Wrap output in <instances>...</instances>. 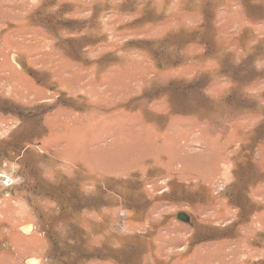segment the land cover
I'll return each mask as SVG.
<instances>
[{"label": "rangeland", "instance_id": "1", "mask_svg": "<svg viewBox=\"0 0 264 264\" xmlns=\"http://www.w3.org/2000/svg\"><path fill=\"white\" fill-rule=\"evenodd\" d=\"M262 111L264 0H0V264H264Z\"/></svg>", "mask_w": 264, "mask_h": 264}, {"label": "trees", "instance_id": "2", "mask_svg": "<svg viewBox=\"0 0 264 264\" xmlns=\"http://www.w3.org/2000/svg\"><path fill=\"white\" fill-rule=\"evenodd\" d=\"M199 85H198V87H197V91H199L198 89H199ZM32 110H34V108L32 109ZM32 110H29L30 111V113H34V112H31ZM35 111V114H36V110H34ZM29 113V114H30ZM261 114V117L263 118L262 119V122L261 121H259V123L257 124V126L253 129V131H252V135H251V139L250 140H248V142H247V146L249 145V144H251L252 143V141H253V139H252V137H254V138H256L257 136H263L264 135V111H262V112H260ZM34 114V116H31V117H35L36 115ZM38 119V118H37ZM243 147V146H242ZM245 148H246V146H244ZM241 162H239V163H237V162H235V164H236V166L238 165V164H240ZM237 168H239L238 166H237ZM243 170H244V168H243ZM243 170L241 171V172H239V174L240 173H242L243 172ZM248 169H247V167H246V169H245V172H244V175L242 176V178L244 179V181L246 182V180L247 179H250L251 180V176H249L250 174H249V172H246ZM259 169H257V168H254L253 170H252V172H253V174L254 175H257V179L256 180H254L253 182H248L247 183V185H249V187L248 188H252L253 186H255V184H257V183H259L260 181H261V179L263 178V176L260 174V171H258ZM20 173H21V175H23V179L25 178V183L27 184V186H28V192H30V194L28 195V200L29 201H32L33 200V194H31L32 192H34L35 194H36V190L34 189V191H33V188H31L32 187V185H34L33 184V178H34V175H35V173L34 172H32V171H30V169L29 168H27V167H23L22 169H21V171H20ZM237 174V172L235 171V175ZM37 179V178H36ZM38 180V179H37ZM36 180V181H37ZM245 184H243V186H244ZM249 190V189H248ZM60 197L63 199V200H65L66 198L64 197V196H62V195H60ZM59 196H57V200L56 201H58L59 202V200H62L61 198H60ZM235 207H237L238 209H240V207L241 206H235ZM201 227H205V225H201ZM201 231H204V230H202L201 229ZM212 231V230H211ZM212 235H213V237H214V232L212 231ZM210 234V233H209ZM212 237V238H213ZM212 238H210V239H212Z\"/></svg>", "mask_w": 264, "mask_h": 264}, {"label": "water", "instance_id": "3", "mask_svg": "<svg viewBox=\"0 0 264 264\" xmlns=\"http://www.w3.org/2000/svg\"><path fill=\"white\" fill-rule=\"evenodd\" d=\"M175 219L180 222L188 223L190 221V216L184 211H178L175 214Z\"/></svg>", "mask_w": 264, "mask_h": 264}, {"label": "built area", "instance_id": "4", "mask_svg": "<svg viewBox=\"0 0 264 264\" xmlns=\"http://www.w3.org/2000/svg\"><path fill=\"white\" fill-rule=\"evenodd\" d=\"M3 178H4V181H5V185H10L11 183H12V179L11 178H9L8 176H3Z\"/></svg>", "mask_w": 264, "mask_h": 264}, {"label": "crops", "instance_id": "5", "mask_svg": "<svg viewBox=\"0 0 264 264\" xmlns=\"http://www.w3.org/2000/svg\"><path fill=\"white\" fill-rule=\"evenodd\" d=\"M221 177H222V175H221ZM262 179H263V178H262ZM262 179H261V180H262Z\"/></svg>", "mask_w": 264, "mask_h": 264}, {"label": "flooded vegetation", "instance_id": "6", "mask_svg": "<svg viewBox=\"0 0 264 264\" xmlns=\"http://www.w3.org/2000/svg\"><path fill=\"white\" fill-rule=\"evenodd\" d=\"M1 156V155H0ZM1 158V157H0Z\"/></svg>", "mask_w": 264, "mask_h": 264}]
</instances>
